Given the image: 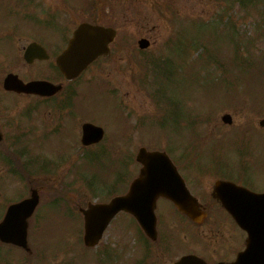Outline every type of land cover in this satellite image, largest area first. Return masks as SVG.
<instances>
[{"label":"rangeland","instance_id":"rangeland-1","mask_svg":"<svg viewBox=\"0 0 264 264\" xmlns=\"http://www.w3.org/2000/svg\"><path fill=\"white\" fill-rule=\"evenodd\" d=\"M225 6L224 0H105V9L99 7L97 12L106 13L107 19L116 26L119 37L115 40L110 58L92 65L73 83L71 88L76 91V95L73 94L65 105H59L60 99L55 98L59 101H45L31 110V104L34 105L33 101L37 98L6 92L1 84L4 74L0 73V126L3 122L10 121L15 128L13 132L18 135L15 146L10 147L7 142L8 149H0L11 156L10 163L16 169L26 174L22 181H18L6 172L7 165L0 160V202L4 197L15 200L20 193L27 195L28 188L32 185L39 188L38 209L41 206L39 212L35 211L29 220L30 250L1 243L4 246L0 245V264H54L63 260L70 261L74 254L71 249L79 252L82 248L80 245L75 246L73 242L76 235L82 236V218L77 212H71V216L62 213L68 208L75 211L76 204L84 205L88 200H93V197L96 200H104L111 195L94 196L91 186L84 185L82 180L85 178L80 176L79 171L87 179L96 178L102 181L105 177L113 188L111 190L120 193L123 188L119 189L116 182H113L114 174L111 175L108 169L113 165L115 172L121 168L126 182H130L137 174L139 166L132 161L133 163L125 165L124 168L118 163V159L121 155L128 154L133 160L139 146L147 145V148L153 149L164 148L169 146V143L171 146L180 144V148L173 149L171 154L177 156L181 152L187 155L191 153L190 157L194 162H202L201 169L193 168L187 172V178L193 185H204L207 193L216 175L213 177L211 173L206 174L203 169L207 168L208 164L217 167L220 162L221 169L217 170V176H236L259 189L264 187V125H259V120L264 118V82L259 78L260 75H252L251 79L246 81L244 79L235 93L226 96L223 88L217 84L220 75L217 57L215 62L205 64L204 53H197L187 47L183 50V47L177 44L164 59L151 54L150 61L153 62L149 66L146 65L147 72L149 68H154L150 67L153 63H161L150 80L147 73L141 76L144 72L143 66L138 64V54L132 49L138 47L136 40L140 34L152 40L154 32L160 31L156 38H161L166 35L168 25H172L170 31L182 30L186 36H191L195 34V24L208 22L211 25L213 17L217 16V10L220 12ZM171 9L176 19L171 16ZM228 10L236 17L241 34L255 36L252 23L254 17L251 13L245 15L235 1L229 2ZM80 17L82 18L79 13ZM190 28L193 29L192 33ZM199 34L212 53L217 56L219 52V59L225 65L232 60L233 42L227 43L224 40L217 43V30L212 28ZM204 42L201 44H205ZM159 46L158 44L154 52ZM263 47L264 38L257 37L251 42L250 50L254 51L253 55L257 57L260 56L259 48ZM18 68L26 71L22 62ZM249 68L252 73L264 72L259 60ZM233 72L236 74L235 68ZM20 74L25 78L42 75L56 79L55 76H49L39 70L35 73ZM197 75L204 76L206 80ZM147 78L149 88L145 85ZM231 91L233 89L228 88L224 92L229 94ZM157 93H163L166 99L168 116L165 120L164 110L160 109L159 102L153 101L156 100ZM226 112L232 116L230 124L221 120V116ZM60 115L66 117L59 120ZM85 120H91L105 128L106 137L103 143L106 142L108 152L96 155L97 162L102 159L106 161L102 167L88 168L90 160L83 155L90 149L80 148V124ZM142 120H145L144 124L138 126V121ZM158 126L162 128V132ZM1 129L2 132L5 131L2 126ZM48 133H53V136L42 143L44 134ZM122 134L125 136L119 140L118 137ZM21 136L23 137L20 139ZM241 143L242 146L245 143L247 146L243 148L240 160L237 150L234 149ZM200 147L204 149L205 153H201L203 156H193L196 153L193 149ZM217 154L221 156V161ZM92 156L95 158V155ZM108 157L112 160L111 165ZM179 158L182 160V157ZM28 162H31V169L22 165H28ZM180 165L189 167L186 160ZM114 169L112 167L113 173ZM99 188L98 185L97 189ZM197 193L202 194L200 191ZM54 199L57 200V206H51L50 201ZM3 204H0V212ZM61 205L63 209H59ZM162 212L163 214L158 215L165 218V225L169 229L180 226L171 218V214L167 215L164 210ZM214 217L215 215L211 216L201 227L212 226ZM113 223L100 243L108 241L113 244L119 240L125 242L129 249L133 244L135 247L133 234L119 236ZM223 225L232 227V224L226 221ZM77 229L80 230L78 233ZM80 252L83 253L82 250ZM160 252L152 254L149 260H152L151 264L170 263L171 256L165 254L160 257ZM87 258L88 253L77 257V260L84 263ZM134 260L127 258L116 264H133Z\"/></svg>","mask_w":264,"mask_h":264},{"label":"flooded vegetation","instance_id":"flooded-vegetation-1","mask_svg":"<svg viewBox=\"0 0 264 264\" xmlns=\"http://www.w3.org/2000/svg\"><path fill=\"white\" fill-rule=\"evenodd\" d=\"M104 4L105 0H0V73L20 75L39 70L49 76H55V80H49L60 83L65 88L69 81L64 79L57 60L69 48L79 24L89 22L114 27L116 36L109 43V55L99 56L97 59L110 58L112 55V48L115 47L114 43L119 35L116 26L107 19L106 13L97 12L99 7L105 9ZM79 13L82 18H79ZM142 37L143 34H140L139 38ZM147 39L148 48L154 42L150 38ZM145 49L136 47L138 53H144ZM20 62L24 64L26 71L18 68ZM1 133L0 147L6 149L5 138L2 131ZM235 182L256 192L264 191V187L259 189L246 181ZM190 190L196 197L198 207L206 213L203 221H191L170 200L161 197L156 202L157 234L154 239H149L143 233L131 215L121 212L111 222H114L115 231L119 236L133 234L135 247L133 244L129 249L125 242L119 240L113 244L108 241L98 243L95 247L86 249L88 258L84 263L73 261L72 264H116L127 258H134L133 264H151L152 260H149L157 251H161L160 257L165 254L171 256L169 264H230L244 248L246 232L222 207L212 188L207 193L204 185H191ZM198 191L202 194L197 193ZM163 210L167 215L171 214V218L180 226L169 229L165 225V218L158 215L163 214ZM213 215L215 217L212 226L202 228ZM225 221L230 222L232 227L224 226ZM193 255L197 258L189 259L191 263L178 262L184 256Z\"/></svg>","mask_w":264,"mask_h":264},{"label":"water","instance_id":"water-1","mask_svg":"<svg viewBox=\"0 0 264 264\" xmlns=\"http://www.w3.org/2000/svg\"><path fill=\"white\" fill-rule=\"evenodd\" d=\"M114 36L111 28H103L88 23L81 24L74 34L72 46L77 48L76 56L63 57L65 77L71 79L78 76L89 63L99 54L108 52L107 43ZM144 41H140L142 46ZM68 56V54H67ZM3 86L18 92L50 95L59 87L45 80L23 82L16 75H7ZM230 121L229 115L223 116ZM103 136V129L90 122L82 125L81 142L90 144L98 142ZM136 160L142 163L138 176L130 183L128 191L113 197L107 203H89L81 209L84 217V241L92 244L101 236L109 219L120 209L134 214L152 233L154 226L153 207L159 196L174 201L177 207L196 220L194 199L189 194L181 177L165 152L149 151L140 147ZM215 189L222 195V203L230 211L238 224L247 230V247L239 254L233 264H264V193H253L240 188L231 182L217 181ZM37 203V194L32 191L28 198L9 205L0 223V239L26 246V217ZM196 214V213H195Z\"/></svg>","mask_w":264,"mask_h":264},{"label":"trees","instance_id":"trees-1","mask_svg":"<svg viewBox=\"0 0 264 264\" xmlns=\"http://www.w3.org/2000/svg\"><path fill=\"white\" fill-rule=\"evenodd\" d=\"M225 8L221 9L219 12L217 10V16L213 17V21L211 25L208 22L195 24V34L191 36H186V33L182 30H175L172 35L179 40L184 41L185 50L186 47L190 49H194L195 51L204 53L206 58V63L215 62V58L217 57V69L220 70L219 79L217 78V84H219L223 90L231 88L229 94L224 92V95L231 96L233 93L237 91L240 84L244 82V79H251L250 76L259 74L260 79L264 82V72L263 73H252L250 72V66L254 65L256 60L260 61V64L264 68V49H260V56L253 55L252 50H250L251 42H253L257 37L264 38V0H224ZM235 1L236 5H238L239 9L248 15L251 13L253 17V27L255 36H246L245 33L241 34V28L237 26V19L234 14L228 10L229 2ZM210 21V19H209ZM248 21V20H247ZM246 22V21H245ZM217 30V43L219 41L233 42V56L232 60L226 63V65L219 59V52H217V56L215 53H212L209 50L207 44L200 38V34L206 29ZM191 33L193 29L189 30ZM185 34V35H184ZM219 34H222L221 36ZM246 36V37H245ZM222 38V40H221ZM204 42L205 44H201ZM249 44V45H248ZM218 46V45H217ZM196 47H198L196 49ZM214 54V55H213ZM212 59V61H210ZM211 64V63H210ZM234 68L236 70V74H234ZM206 76V73L204 74ZM199 77V76H198ZM200 79H204V76L200 75ZM206 80V79H204ZM88 159L92 162L96 161V157L88 156ZM130 158L127 157L126 164L130 163Z\"/></svg>","mask_w":264,"mask_h":264}]
</instances>
